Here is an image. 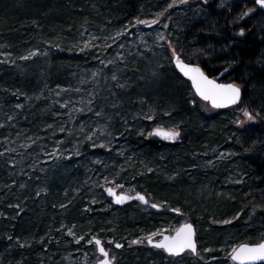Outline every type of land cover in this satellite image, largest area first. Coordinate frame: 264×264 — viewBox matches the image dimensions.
I'll use <instances>...</instances> for the list:
<instances>
[{
	"label": "rangeland",
	"instance_id": "obj_1",
	"mask_svg": "<svg viewBox=\"0 0 264 264\" xmlns=\"http://www.w3.org/2000/svg\"><path fill=\"white\" fill-rule=\"evenodd\" d=\"M35 2L0 0V264H96L94 237L112 264H236L264 241V90L251 80L225 111L193 92L199 110L172 71L174 53L225 64L223 12L244 1ZM236 75L220 80L242 89ZM108 188L148 203L118 207ZM185 222L196 254L147 246Z\"/></svg>",
	"mask_w": 264,
	"mask_h": 264
},
{
	"label": "trees",
	"instance_id": "obj_2",
	"mask_svg": "<svg viewBox=\"0 0 264 264\" xmlns=\"http://www.w3.org/2000/svg\"><path fill=\"white\" fill-rule=\"evenodd\" d=\"M60 0L51 1L49 4L58 3ZM29 3L39 11V8L35 0H29ZM243 2L239 1V4ZM246 6L245 9L236 13L233 9L227 8L223 12V18L225 20V38L224 44L229 46L228 57L225 64L217 67H212L206 61L199 63V67L211 77H217L221 72L226 73L221 76L220 79H225L232 74H238L245 69L251 68L249 73L252 79L245 81L237 77H233L231 81H234L242 85V102L247 104L249 102V97L251 96V80L258 84L261 90H264V61L261 65H254L258 57L264 50V29L258 27L255 23L259 16L264 17V14L259 11L257 5L254 1H244ZM243 6V5H242ZM255 6V13L247 14V8ZM213 38V35L211 36ZM193 64V63H192ZM195 65V64H194ZM197 66V65H196ZM173 75L178 76L179 79L185 80L175 69H173ZM172 76V75H169ZM221 81V80H220ZM187 98L183 101V105L186 107H191V103L194 106L199 105V99L194 95L191 87ZM181 88H179L180 90ZM199 109V106H198ZM200 110V109H199ZM223 109L221 111H225ZM153 145L156 144L154 141H150ZM134 202V201H133ZM128 203L127 206L132 204ZM125 206V205H124ZM92 241V240H91Z\"/></svg>",
	"mask_w": 264,
	"mask_h": 264
},
{
	"label": "snow or ice",
	"instance_id": "obj_3",
	"mask_svg": "<svg viewBox=\"0 0 264 264\" xmlns=\"http://www.w3.org/2000/svg\"><path fill=\"white\" fill-rule=\"evenodd\" d=\"M181 2H187V0H181ZM256 2L264 7V0H256ZM175 55V53H174ZM176 66L183 74L188 77L196 90V93L204 100L211 101L213 107H223L227 104H234L239 100L240 89L234 85H217L214 81L209 80L200 71L199 68L188 67L183 64L179 59H176ZM244 115L249 119H252L251 115L245 111ZM153 135L161 136L165 139H174L179 135L174 130L164 131L162 129L155 130ZM109 195H115L112 189H108ZM127 199H138L142 203H147L144 196L137 194L135 197L128 196H116L115 202L122 203ZM156 207V205H153ZM136 241H134L135 243ZM151 243V238H149ZM96 244L99 248L101 255L107 257V252L100 247V241L97 240ZM156 248H162L170 255H179L186 249H190L193 253L196 252V246L193 242V229L190 224L183 225L178 231L175 237H164V240L154 245ZM120 247V245H117ZM232 259L240 261V264H244L245 261H257L264 260V243H261L255 247L241 246L238 249H233ZM102 264H109V261L105 259Z\"/></svg>",
	"mask_w": 264,
	"mask_h": 264
},
{
	"label": "water",
	"instance_id": "obj_4",
	"mask_svg": "<svg viewBox=\"0 0 264 264\" xmlns=\"http://www.w3.org/2000/svg\"><path fill=\"white\" fill-rule=\"evenodd\" d=\"M243 1H254L255 4L257 5L259 11L262 12V13L264 14V7H261V6L256 2V0H243ZM176 59H179L183 64H185V65L188 66V67L199 68L200 71L204 74L205 77H207L209 80L214 81V83L217 84V85H234V86H237V87L240 89V97H239V100H238L236 103H234V104H227L226 106H223V107H213L211 101H206V100L202 99V98L196 93V90H195V88L193 87V83H192V81H191L188 77H186V76L183 74V72H181L180 69L176 66ZM172 64H173L175 70L177 71V73H179L184 79H186V80L190 83V86H191L193 92L195 93V95H196L199 99H201L202 101L207 102L212 108H215V109H226V108H229V107H232V106H235V105L239 104V102L241 101V98H242V89H241L238 85H236V84H234V83H232V82H222V81H220L219 78H214V77L209 76V75L206 74V73L203 71V69H201L200 67H198V66H196V65H194V64H192V63H188V62H185V61L181 60V59L179 58V55L176 54V53H175V55H173V57H172ZM224 73H225V72H222V73L219 75V77H220L221 75H223ZM155 130H157V129H155ZM155 130L153 131V133L155 132ZM162 130H164V129H162ZM164 131H168V130H164ZM155 136H157V135H155ZM157 137H159L160 139H165V138H162L161 136H157ZM167 140H168V139H167ZM108 189H112V188H108ZM108 189L106 190V195H107L108 197H110L111 200H112V203H113L114 205L118 206V207H122V206H124V205H126V204H128V203L133 202V201H139V202H141V201L138 200V199H127V200L123 201L122 203H116V202H115V198H116V196H121V195H123V196H128V197H135L137 194L144 196V195L141 194V193H137V194H134V195H127V194H123V193H119V194H118V192H117L116 189H112L113 192L115 193V195H109V193H108ZM144 198H145V200L147 201V198H146L145 196H144ZM141 203H142V202H141ZM147 203H148V201H147ZM147 203H142V204H143V205H147ZM185 224H190V225L192 226V229H193V242L195 243L196 251H197L196 230H195L194 225H193L191 222H185V223H182V224H181V225H180V226H179V227H178L173 233H171V234H170V233H158V234L151 235V236L147 237V238L145 239V242H146L147 246H148V247L156 248V247L154 246L155 244L162 242V241L164 240V237H175V236L177 235V231H178L183 225H185ZM149 238H151V243H149ZM156 238H158V239H156ZM97 240L100 241V247H102V248L105 250V252H107V257L101 255V253H100V251H99V248H98V246H97V244H96V241H97ZM92 243L95 244V246H96V251H97V253L101 256V259H100L99 261H97L96 264H102V262H103L105 259H107V260L109 261V264H112V261H111V259H110V255H109L108 251L106 250V248H105V246H104L102 240L99 239V238H97V237H94V238L92 239ZM261 243H264V241H261V242L256 243V244H246V243H242V244H240L236 249L240 248L241 246L255 247V246H257V245H259V244H261ZM116 247H117V244H116ZM157 249L163 250L167 255H170L167 251H165V250L162 249V248H157ZM187 251H190L192 254H196V252L193 253L190 249H186V250H184L183 252H181L179 255H170V256H174V257H176V256H180V255H182L184 252H187ZM232 253H233V252H232ZM231 259H232V254H231ZM232 260H233V259H232ZM233 261H234L236 264H240V261H235V260H233ZM263 263H264V260H257V261H254V262H251V261H245V262H244V264H263Z\"/></svg>",
	"mask_w": 264,
	"mask_h": 264
}]
</instances>
